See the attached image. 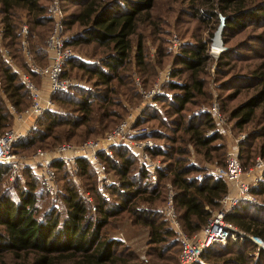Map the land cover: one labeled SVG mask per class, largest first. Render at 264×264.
Instances as JSON below:
<instances>
[{"label":"trees","instance_id":"trees-1","mask_svg":"<svg viewBox=\"0 0 264 264\" xmlns=\"http://www.w3.org/2000/svg\"><path fill=\"white\" fill-rule=\"evenodd\" d=\"M62 1L60 0L61 5ZM188 1L189 6L197 12L195 16L201 20L205 14L216 18L213 9L215 2L224 14H230L223 31L225 42L229 40L241 18L247 17L254 20L252 23L255 24L264 21V0ZM49 2L50 0L46 4L41 0H0V133L13 125V117L6 107L7 101L17 111L25 109L30 104V93L22 80V73L38 87L41 86L42 81L38 73L31 69V64L40 68L47 64L46 39L52 28L48 15ZM73 2L77 4L78 9L70 14L71 19L67 20L65 15L64 31L67 33L68 26L72 24H77L79 30L71 35L67 46L73 51L74 46L94 44L102 48V55L98 57L97 62L86 63L73 52L72 57L63 65L62 77L73 80L70 71L77 68L82 72L80 77L86 76L92 87L84 89L77 99L68 98L71 95L65 97L66 93L62 94L72 85L66 90L53 93L51 95L53 103L65 97V102H62L72 106V113L66 112L64 116H58L57 113H52L51 109L47 110L36 120V128L29 130L26 137L15 146L16 152H26L30 148L32 151H29L33 152L35 150L33 147L38 144L46 145L44 148L47 149L54 148L59 145L56 142L65 137L74 134L79 136L76 130L81 125L87 127L92 121L93 113H97L102 122L110 114L116 115L118 120L109 128L111 130L123 119L122 114L112 112L110 107L120 106L119 94H126L129 90L126 86L128 81L125 80L127 72L134 70L144 75V69L151 65L145 51L146 37L139 29L148 28L150 35L154 33L156 24L151 20V10L155 0ZM217 21L218 19L215 20ZM23 24L28 30L25 35L21 32ZM262 25L264 26V23ZM2 49L7 50L6 54ZM167 49L175 53L174 64L172 63L170 68L172 80L166 82L167 88L173 93L170 98L157 97V102L166 104L165 112L171 111L177 117L171 121L167 120L168 124L162 123L172 135L159 137L178 144L170 146L156 144L149 149L152 158L162 156L166 160L167 169L156 170V181L153 182L151 173L137 161L128 148L115 146L112 148L111 156L102 154L106 171H113L120 181L118 185L106 188L109 192V198H106L98 190L95 173L85 160H77V177L86 180L84 183L88 189L84 193H81L83 190L74 187V179L66 167L54 162L56 178L62 181L59 190L65 213L61 217L56 207H51L41 218L37 216L36 203L39 199L38 193L43 194L45 190L30 170H24V180L12 183L13 189L16 190L15 198L10 191L0 189V264L5 263L4 254H10L17 264H141L138 256L131 250L117 249L121 243L110 238L106 228L111 224V218L127 212L134 224L149 229L152 247L159 248L157 244L174 238L175 234L162 214H154V211L147 207H139V204H152L156 200L164 203L166 181L176 190L174 205L182 228L188 235L200 231L210 214L219 207V201L226 193L225 181L211 176L196 179L193 172H201L202 169L190 162L188 144H191L194 151L205 160H216L219 148L211 144L221 138L220 133L208 134L214 125L207 112L194 111L188 115L183 113L188 110L187 104H194L197 106L196 109L200 106L197 97L206 98L209 95L205 91V81L201 76L207 72L205 69L209 60L208 45L207 42L196 39L192 45L182 44L174 52L168 40ZM24 50L29 55L28 59L24 55ZM230 53L231 51L224 50L219 54L218 70L224 72L223 67L229 65L227 59ZM183 71L188 72L187 81L176 79ZM152 73V77L157 74L156 71ZM226 74L227 72L224 73ZM247 77L254 92L231 110L230 116L235 119L233 129L251 123L256 110L264 108V68L255 67L252 75ZM232 78L230 76L225 83ZM149 81V77H146L141 79L139 84L144 88H150L152 82L149 84ZM137 92L139 93L138 90ZM138 95L140 97V94ZM147 111L157 110L149 107ZM144 116L145 114L141 117L142 120ZM40 125L41 129H38ZM59 126L67 127L58 129ZM53 133L60 134V137L54 136ZM144 137L158 138L152 135H143L142 138ZM85 139L87 138L83 140ZM239 148L242 166L244 168L252 166L256 156L264 157V131L251 129L246 138L239 143ZM257 149L260 153L255 155ZM134 164L138 166V173H133L131 177L138 182L125 179ZM7 175L8 168L0 165V185ZM67 183L71 184L70 187ZM251 193L258 199L260 196L263 197V200L240 201L226 213L225 220L248 234L264 238V218L258 216L264 213V174L252 188ZM110 196L113 199H110ZM91 208L93 213L90 211ZM176 240L173 241L171 248L176 246L178 248L169 258L173 264H177L181 249L178 239ZM255 250L258 253L257 258L254 257ZM200 259L206 264H264V250H258L248 240H228L225 244H212L203 251ZM199 260L194 264H205Z\"/></svg>","mask_w":264,"mask_h":264},{"label":"rangeland","instance_id":"rangeland-1","mask_svg":"<svg viewBox=\"0 0 264 264\" xmlns=\"http://www.w3.org/2000/svg\"><path fill=\"white\" fill-rule=\"evenodd\" d=\"M73 1L75 0H63L62 5L60 2V6H62L61 8L63 11V15L64 17L66 15L67 20L71 19L70 14L75 13L76 10L78 9L77 4H75V2ZM41 2L46 4L48 0H41ZM216 7H218V4L215 2L213 8L214 12ZM195 13H197L196 10L189 6L188 0H155L153 9L151 10V17H152L151 20L156 24L154 33L150 35L148 28L142 30L141 27L139 29V31H142L145 34L146 37L145 51L148 55V60L150 61L151 65L148 66V68L144 69V73H143L144 75L139 74L134 70H130L129 72H127L126 74L127 76L125 80L128 81L126 86L127 88H129V90L127 91L126 94L123 95L119 94L118 99L120 100V104H119L120 106L113 105L110 107L112 112L116 111L120 115L121 114L123 115V119L119 121L117 124L122 122L125 118H127L128 114L131 111L134 112L136 108L141 105L143 98L141 97L142 94L140 92V89L142 90L149 89V87L144 88L139 84V81H141V79L143 80V78L149 77L150 79L149 84L152 82L150 84L151 86L157 80L158 81L164 80L162 85L164 91L166 92V95H162V96H166L168 98L172 96L173 92L167 88L166 82H170L172 80L170 78V68H172L171 67L172 63L174 64L173 59L175 57V53L167 51L168 40L172 44L171 42L172 38L176 37L180 43V46L185 43L192 45V43H194L196 39H201L202 42L203 41L207 42V45L210 43L209 38L214 36V31L218 24V21L215 22V20H217V16L215 18V16L213 15L205 14L203 20H201L195 16ZM20 14L23 13L21 12ZM253 21L254 20H250L247 17L241 18V20L239 21L240 23H238L237 26H235L227 42L223 40V34H222L223 43L221 44L220 48H218V51L222 49L219 52V54L224 50L231 51L230 57L227 59L229 65L223 67V69L225 70L224 72H222V70L220 71L217 69L218 57L217 59H213L210 58L209 56V60L206 63V69H205L207 72L206 74L205 73L201 74V76L204 78L205 81V85H204L205 91H207L209 95L206 98L197 97V100L199 101L198 103L200 104V106H198L197 109H196L197 106H195L194 104H187L186 109L188 108V110H185L183 112L185 115H188L189 113L194 111L198 112V110L201 107H207V105L211 103L212 99L216 97V101L220 106L221 113L224 115V118H226L225 130L223 132L219 131L221 138L215 140L211 144L219 148L217 150L218 157L215 158L216 160L214 159L205 160L202 155L194 151V148L192 147L191 144H188V148L190 150V155H189L190 162L199 165L200 169H202L203 171H205L207 167H211L212 165L215 164L219 166H223L225 164V153L228 144L231 141L233 142L234 139H236L239 135L244 134L245 135L244 138H246L247 133L251 129L264 131V108L262 107L256 110L253 121L249 124L244 125L241 128L235 127L233 129L235 125L234 124L235 119H232L230 116L231 110L254 92V89L250 88L252 84H250L251 81H248L247 76L252 75V71L254 70L255 67L264 68V26L262 25L264 21H261L258 24L252 23ZM23 26L27 28L25 24H23L22 27ZM67 29H68L67 34L71 37V35H73L76 31L79 30V27L77 24H72L70 25V27L68 26ZM21 32H22V28H21ZM0 38H1V30H0ZM73 48H74L73 52L75 53L76 57L86 63H95L99 59L98 57L102 55L101 53L102 48L97 47L94 44L74 46ZM209 50H210V46H209ZM158 60L160 61V63H158ZM224 60L226 61V59ZM151 67H152V71H150ZM155 71L157 74L156 76L152 77L151 76L153 74L152 72ZM70 72H71V78L74 80L73 84L67 91H64V93L62 94L66 93L65 97L71 95L68 98L74 97L75 99H77L78 97H80V93H82L84 89H90L92 87L91 81L86 80L87 79L86 76L81 78L80 75L82 72L79 71L77 68H73V70H71ZM226 72L227 74L224 75V73ZM187 73H188L187 71H183L182 75L176 79L181 81H187ZM166 75L168 78H165ZM230 76H232L233 78L225 83V81ZM169 79L170 81H168ZM137 90L139 91V93L137 92ZM138 94H140V97ZM65 97L64 99H66ZM64 99L55 101L53 107L51 108L52 113H57L58 116H64L63 114H65L66 112L72 113L71 112L72 106H70L67 103L64 104L65 102ZM158 105L159 108L156 109L157 111H147L149 107L144 106V108L141 110V115H139V118L135 121L134 125L140 124L141 126L145 127L146 128V133L144 134L145 136L152 135L158 137L157 139L151 138V140L154 142V146L156 144L160 146L177 145L178 144L177 142L171 143V140L168 141L165 138L159 137L161 135H169V136L172 135L170 130L165 126H163L162 123H167V120L171 121V119L173 118L175 119L177 116L173 115L171 111L165 112V109H167L166 104L158 103ZM143 114H145V116L144 119L142 120L141 117L143 116ZM92 115H93L92 121L89 122V124L90 123L92 124L90 125L88 124L87 127L81 125L76 130L77 134H80L79 136L74 134L73 136L65 137V139L57 141L56 143L60 144L61 142L72 145H78L84 141L96 139L100 136H103L106 132H108L109 128L113 126L115 122L118 120L116 115L110 114L109 116H107L106 120L102 122L101 117L97 115V113H93ZM65 127L67 126H59L58 129H63ZM38 129H41V125L39 126ZM217 132L218 131L212 128L209 130L208 134H213ZM53 135L54 136L59 135L58 137H60V134L58 133H53ZM142 136H136L135 138L142 139ZM84 138L87 139L83 140ZM145 138H150V137H144V139ZM220 146L223 147L220 148ZM44 147H46V145L40 146L38 144L33 148L35 150L47 149ZM29 150L32 151V148L28 149L26 152H20V153L28 155L32 153ZM258 153H260L259 149H257V153L255 155H257ZM153 160L159 162L160 170L167 169L166 160L162 158V156L161 157L155 156L153 157ZM137 169L138 166H135L134 164L129 172L130 174L128 173L125 179L138 182L137 179L134 180V177L133 178L131 177L133 173L134 174L138 173ZM202 170L201 172H197V173L193 172V174L198 175L203 172ZM118 179H119L118 176L113 171H106L103 180L104 182L103 188L107 195V198H109L108 196L109 192L106 188L111 185H118V183H120ZM73 181L75 182L76 185L73 183L72 184L74 185V187H76V189H80V191L83 190L81 193H84L85 190H88L86 188L87 186L84 183L86 182V180L84 181L82 177L78 176ZM13 182L9 181L7 175V178L5 177L2 181L0 185V189L2 191L3 190L7 192L10 191L12 197L15 198L16 190L13 189L12 186ZM57 183L59 184V188H60V186L62 185V181L60 179H57ZM169 183L170 182L168 181L165 182V186H164L165 192L167 190L166 185ZM70 185L68 184L69 187ZM98 187H100V185L97 180V188ZM59 188L55 193L47 194L45 191H43V194L38 193L39 199H37L36 204H37V216L39 218H41L51 207H56V210L60 213V216L61 217L64 216L65 213L63 206L64 203L63 200L61 199V191L59 190ZM91 193L94 195L93 192ZM110 199H113V197L110 196ZM256 199H257L256 202H258L259 199H260L259 201H262L263 197L260 196L259 199L258 198ZM164 204L165 202L161 204V201L156 200L152 204L149 203L139 204V207L140 208L147 207L153 210L154 214L158 213V215H161L162 214L161 207ZM90 211L93 213L92 208L90 209ZM258 216L264 218V213L263 215L258 214ZM106 229H108V236L110 238L116 239L117 241H119V243H121V245L117 246V249L131 250L138 256L139 263L173 264L172 262H170L169 258L173 256V252L178 248V246L171 248L173 241L176 240L175 237L168 238L167 242L157 244V247H159L160 249L152 247L153 244H150V240H149V229L145 226L134 224V222L131 219V216L127 212H122L119 216L111 218V224L107 226ZM167 246L169 247L167 248ZM256 251L257 250H255L254 257L257 258L258 253ZM3 257L5 262L4 264L18 263L15 260H13L10 254H4ZM199 262L206 264V262L201 259L199 260Z\"/></svg>","mask_w":264,"mask_h":264},{"label":"built area","instance_id":"built-area-1","mask_svg":"<svg viewBox=\"0 0 264 264\" xmlns=\"http://www.w3.org/2000/svg\"><path fill=\"white\" fill-rule=\"evenodd\" d=\"M48 11L52 28L46 39L47 64L41 68L31 64V69L38 73L42 81L41 86H36L26 74L22 73V80L30 93L29 106L22 111H17L9 101L6 103V107L13 117V125L0 133V165L8 168L9 181H23V171L30 170L40 181L45 191L55 193L59 188V184L53 168L54 162L63 164L71 177L76 179L77 160L82 159L93 169L100 185L98 189L107 198L103 188L106 166L102 160V154L111 156L113 147L125 146L133 153L137 161L151 173V179L155 182L156 170L160 169V165L150 156L149 149L154 147V142L151 138L136 139V136H142L146 133V128L140 124L134 125V123L141 115L144 106L153 109L159 108L157 97L166 95L162 85L164 80L155 81L151 88L147 90L140 89L143 98L141 105L134 112L131 111L127 118L103 136L84 141L78 145L61 143L48 150L37 149L28 155L15 151V146L26 137V133L36 128L35 121L53 107L54 103L51 100V95L56 91L66 90L73 84V80L70 78L62 77L63 65L67 59L72 57L73 51L67 46L70 36L64 31V15L60 0H51ZM22 32L23 35L27 33L25 26L22 27ZM210 38L208 53L210 58L217 59L219 52L222 50L218 51V48L223 42L222 39L216 41L214 36ZM171 42V47L176 52L180 43L176 37H173ZM2 51L4 54L7 52L6 49H2ZM24 55L27 59L29 58L26 50H24ZM165 78H168L167 75ZM198 111L207 112L210 115L214 130L218 132L225 130L226 118L221 113L216 97L212 99L207 107H201ZM244 137V134L239 135L233 142L231 141L228 144L223 166L212 165L202 173L194 176L198 180L205 176H211L215 179L224 180L226 184V193L220 199L219 207L210 214L200 231L192 235L184 232L174 205L176 190L170 183L166 185L165 204L161 207V212L181 246L177 264H194L200 259L203 251L212 244H225L228 240H248L258 250H264L263 237L248 234L225 220L226 213L240 201H257L251 190L264 174V157L257 156L251 167L244 168L242 166L239 143Z\"/></svg>","mask_w":264,"mask_h":264},{"label":"water","instance_id":"water-1","mask_svg":"<svg viewBox=\"0 0 264 264\" xmlns=\"http://www.w3.org/2000/svg\"><path fill=\"white\" fill-rule=\"evenodd\" d=\"M215 14L218 19V24L214 31V39L218 41L222 39V34L226 27L227 20L229 19L230 14L229 13L224 14L218 7L215 8Z\"/></svg>","mask_w":264,"mask_h":264}]
</instances>
